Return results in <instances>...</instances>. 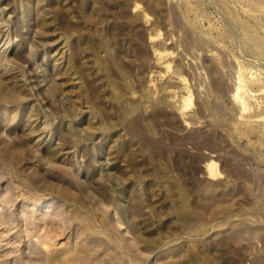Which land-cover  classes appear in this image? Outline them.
I'll list each match as a JSON object with an SVG mask.
<instances>
[{"label": "rangeland", "instance_id": "obj_1", "mask_svg": "<svg viewBox=\"0 0 264 264\" xmlns=\"http://www.w3.org/2000/svg\"><path fill=\"white\" fill-rule=\"evenodd\" d=\"M0 264H264V0H0Z\"/></svg>", "mask_w": 264, "mask_h": 264}, {"label": "bare ground", "instance_id": "obj_2", "mask_svg": "<svg viewBox=\"0 0 264 264\" xmlns=\"http://www.w3.org/2000/svg\"><path fill=\"white\" fill-rule=\"evenodd\" d=\"M208 161V160H207Z\"/></svg>", "mask_w": 264, "mask_h": 264}]
</instances>
